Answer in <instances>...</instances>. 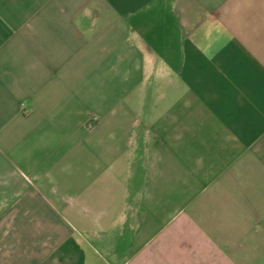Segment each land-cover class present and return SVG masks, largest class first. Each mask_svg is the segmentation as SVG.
<instances>
[{"label": "crops", "instance_id": "1", "mask_svg": "<svg viewBox=\"0 0 264 264\" xmlns=\"http://www.w3.org/2000/svg\"><path fill=\"white\" fill-rule=\"evenodd\" d=\"M0 264H264V0H0Z\"/></svg>", "mask_w": 264, "mask_h": 264}]
</instances>
